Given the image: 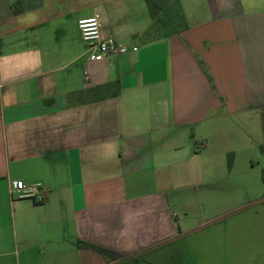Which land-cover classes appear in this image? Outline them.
Instances as JSON below:
<instances>
[{"label":"crops","instance_id":"crops-1","mask_svg":"<svg viewBox=\"0 0 264 264\" xmlns=\"http://www.w3.org/2000/svg\"><path fill=\"white\" fill-rule=\"evenodd\" d=\"M177 1L182 24L151 39L145 0H0V264H118L172 246L200 234L189 219L205 177L255 170L264 0ZM90 17L128 51L91 61L77 27ZM17 181L45 201L15 198ZM238 241L200 235L196 247L264 264Z\"/></svg>","mask_w":264,"mask_h":264},{"label":"rangeland","instance_id":"rangeland-1","mask_svg":"<svg viewBox=\"0 0 264 264\" xmlns=\"http://www.w3.org/2000/svg\"><path fill=\"white\" fill-rule=\"evenodd\" d=\"M236 149L240 151L241 146L238 145ZM254 154L252 163L255 170L250 176H229L227 169H223L220 182L215 185L211 182L214 179L211 176L204 178L206 190L211 192L205 194L203 209L196 204L195 194L189 191L188 202L197 205L191 209L189 227L196 228L199 235L175 240L171 242L172 246L129 257L125 263L135 264L133 258H136L144 264H223L219 263L218 257L207 258L196 247L197 236L216 233L226 236L237 234L239 249L246 252L257 250L264 255V156L261 151ZM230 161L231 155L227 156V163ZM213 190L218 192L214 193ZM208 259L216 260V263L205 262Z\"/></svg>","mask_w":264,"mask_h":264},{"label":"built area","instance_id":"built-area-1","mask_svg":"<svg viewBox=\"0 0 264 264\" xmlns=\"http://www.w3.org/2000/svg\"><path fill=\"white\" fill-rule=\"evenodd\" d=\"M81 39L88 50H94L91 61L98 62L111 55H123L128 49L116 43L113 39H102L100 36V24L97 18L90 17L80 19L77 22ZM136 51V48H132ZM17 199H29L36 204H41L46 199V194L40 184L25 186L21 181L14 183L11 191Z\"/></svg>","mask_w":264,"mask_h":264},{"label":"trees","instance_id":"trees-1","mask_svg":"<svg viewBox=\"0 0 264 264\" xmlns=\"http://www.w3.org/2000/svg\"><path fill=\"white\" fill-rule=\"evenodd\" d=\"M149 15L152 19L151 29L146 34L147 38L153 39L156 32H160L162 26H169L170 29L176 30L182 23V17L180 15L179 4L177 0H145ZM153 37V38H152ZM264 156V148L260 149ZM263 184H264V169L262 171ZM85 249L92 250L105 259L113 260L117 257L113 252L100 248L91 244L79 243ZM135 264H144L139 262L138 259L133 258ZM132 260V259H130ZM127 261V260H126ZM126 261H122L118 264H126Z\"/></svg>","mask_w":264,"mask_h":264}]
</instances>
